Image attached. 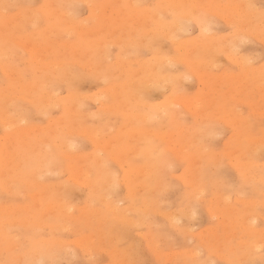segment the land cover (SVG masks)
<instances>
[{
    "label": "rangeland",
    "instance_id": "rangeland-1",
    "mask_svg": "<svg viewBox=\"0 0 264 264\" xmlns=\"http://www.w3.org/2000/svg\"><path fill=\"white\" fill-rule=\"evenodd\" d=\"M0 176V264H264V0H0Z\"/></svg>",
    "mask_w": 264,
    "mask_h": 264
},
{
    "label": "bare ground",
    "instance_id": "bare-ground-1",
    "mask_svg": "<svg viewBox=\"0 0 264 264\" xmlns=\"http://www.w3.org/2000/svg\"><path fill=\"white\" fill-rule=\"evenodd\" d=\"M83 1H84V0H83ZM218 7H219V5H218ZM230 7H231V6H230ZM200 8H201V7H200ZM221 8H222V7H221ZM232 8H233V7H232ZM233 9H234V8H233ZM233 9H232V10H233ZM47 11H48V10H47ZM59 12H60V11H59ZM211 12H212V11H211ZM232 12H233V11H232ZM52 14H53V12H52ZM52 14H51V15H52ZM51 15H50V16H51ZM64 15H65V14H64ZM142 15H143V14H142ZM216 15H217V14H216ZM47 16H48V15H47ZM217 16H218V15H217ZM48 17H49V16H48ZM51 17H52V16H51ZM60 17H62V15H61ZM184 17H185V16H184ZM221 17H222V16H221ZM57 18H58V17H57ZM58 23H59V22L57 21V25H56V27H57V26L59 27ZM55 24H56V23H55ZM59 24L61 25L62 23H59ZM77 24H78V23H77ZM176 24H177V23H176ZM74 26H75V25H74ZM76 26H77V25H76ZM60 27H61V26H60ZM60 27H59V28H60ZM197 27H198V26H197ZM63 29H64V28H63ZM80 29H81V28H80ZM76 30H77V29H76ZM96 31H97V30H96ZM89 43H90V42H89ZM95 43H97V42H95ZM1 45H2V44H1ZM71 45H72V44H71ZM93 45H94V44H93ZM65 46H66V45H65ZM67 46H68V45H67ZM65 54H66V53H65ZM75 55H76V54H75ZM44 56H45V55H44ZM224 58H225V57H224ZM37 59H38V58H37ZM37 59H36V60H37ZM227 60H228V58H227ZM67 62H68V61H67ZM230 62H231V61H230ZM45 64H46V63H45ZM235 64H236V63H235ZM47 66H48V65H47ZM88 70H89V69H88ZM93 72H94V71H92V73H93ZM54 73H55V72H54ZM200 74H201V73H200ZM195 75H196V73H195ZM216 78H217V77H216ZM196 79H197V78H196ZM24 85H25V84H24ZM110 89H111V88H110ZM110 91H111V90H110ZM110 93H111V92H110ZM61 97H62V96H61ZM70 97H71V96H70ZM22 99H23V98H22ZM57 101H58V100H57ZM61 102H62V101H61ZM61 102H60V103H61ZM171 102H172V101H171ZM46 104H47V103H46ZM79 106H80V105H79ZM183 106H184V103H183ZM116 108H117V107H116ZM187 109H189V108H187ZM1 122H2V121H1ZM21 122H22V121H21ZM21 122H20V123H21ZM24 136H26V135H24ZM17 137H18V139H19V137H22V136L19 135V136H17ZM17 137H15V139H16ZM13 138H14V136H13ZM13 138H12V141L14 140ZM25 138H27V137H25ZM10 139H11V138H10ZM23 139H24V138H23ZM27 139H28V138H27ZM119 139H120V138H119ZM119 139H118V140H119ZM118 140H117V141H118ZM7 141H10V140L8 139ZM17 141H18V140H17ZM17 141H16V142H17ZM24 141H26V140H24ZM121 141H122V140L120 139V140L118 141V143H120ZM13 142H14V141H13ZM26 142H28V140H27ZM111 142H112V141H111ZM18 143H19V141H18ZM18 143H16V144H18ZM20 143H21V142H20ZM121 143H123V142H121ZM18 145H19V144H18ZM20 145H21V144H20ZM20 145H19V146H20ZM65 145H66V144H65ZM68 145H69V144H68ZM17 147H18V146H17ZM21 147H22V146H21ZM5 149H6V148H5ZM8 149H9V148H8ZM114 149H115V148H114ZM114 149H112V150H114ZM3 150H4V148H3ZM112 150L110 151V154L112 153ZM7 151H8V150H6V151H4V152H7ZM16 151H18V150L16 149ZM26 151H27V150H26ZM9 152H10V150H9ZM22 152H23V151H21V153H22ZM14 153H15V151L13 152V154H12V153H8V154L11 155V156H10V157L7 156V157H9V159L12 160L11 157H12V156H15ZM5 154H6V153H5ZM27 154H28V152H26V155H27ZM17 155H18V154H17ZM20 155H21V154H19V156H20ZM23 156H24V155H23ZM28 156H29V154H28L27 156H25V157H28ZM66 156H67V155H66ZM7 157L5 156V158H7ZM21 157H22V156H21ZM64 157H65V156H64ZM5 158H3L2 163L5 162V160H4ZM13 158H14L13 160H16L15 157H13ZM68 158H69V157H68ZM7 159H8V158H7ZM41 159L44 161V163H43V161L41 160V161H42V164H44L43 166L46 167V168H48V170H51L50 168H52V165H53V163H52V158L44 156V157L41 158ZM41 161H40V162H41ZM8 162H9V161H6V164H5V167H6V168H5V170H6V169L8 170V169L11 167V165H13V162H9V163H12V164H10V166H9V165H8V164H9ZM14 163H15V161H14ZM226 163H227V162H226ZM38 164H39V163H38ZM38 164H37V166H38ZM39 165H41V164H39ZM43 166H41V168H42ZM233 166H234V165H233ZM7 167H8V168H7ZM12 167L14 168V167H15V164H14ZM16 168H17V167H16ZM10 169H11V168H10ZM39 169H40V168H39ZM235 169H236V168H235ZM14 171H15V170H14ZM97 171L100 172V170H98V169H97ZM102 171H103V170H102ZM146 171H147V170H146ZM5 172H6V171H5ZM5 172H4V173H5ZM38 172H39V170H38ZM41 172H42V171H41ZM98 172H97V173H98ZM103 173H104V171H103ZM150 173H151V172H150ZM147 174H148V173H147ZM100 175H101V172H100ZM104 175H105V174H104ZM1 176H2V174H1ZM1 176H0V177H1ZM98 176H99V173H98ZM99 178H100V176H99ZM111 178H112V177H111ZM1 180H2V179H1ZM1 180H0V181H1ZM6 180H7V179H6ZM96 180H97V179H96ZM96 180H94V181H95V185H96L97 182H98V180H97V182H96ZM101 180H103V179H101ZM101 180H100V181H101ZM2 181L4 182V179H3ZM12 181H13V180H12ZM16 181H17V180H16ZM100 181H99V182H100ZM101 182H102V181H101ZM31 183H32V182H31ZM6 185H7V184H6ZM95 185H94V187H95ZM97 185H98V186H96V187H99V184H97ZM8 186H9V185H8ZM94 187H93V188H94ZM96 187H95L94 189H96ZM3 188H4V187H3ZM149 189H150V188H149ZM5 190H6V189H5ZM61 192H62V191H61ZM40 194H41V193H40ZM32 195H33V194H31V196H32ZM37 200H38V199H37ZM106 202H107V201H106ZM104 203H105V202H104ZM107 203H108V202H107ZM65 207L67 208V205H66ZM111 207H112V206H111ZM107 208H108V207H107ZM12 209H13V208H12ZM53 210H54V209H53ZM84 210H85V209H84ZM105 210H106V209H105ZM157 214H158V213H157ZM165 214H166V213H165ZM165 214H164V215H165ZM209 214H210V212H209ZM162 215H163V213H162ZM164 215H163V216H164ZM171 217H172V216H171ZM164 218H165V217H164ZM118 219H119V218H118ZM8 221H9V220H8ZM167 222H168V221H167ZM10 223H11V222H10ZM14 223H15V222H14ZM178 224H179V223H178ZM30 225H31V224H30ZM3 236H4V235H3ZM3 238H5V236H4ZM10 238H12V237H9V239H10ZM4 241H5V240H4ZM49 243H50V242H49ZM55 243H56V242H55ZM5 244H6V243H5ZM50 244H51V243H50ZM17 245H18V244H17ZM33 251H34V250H33ZM33 251H32V252H33ZM251 259H252V258H251Z\"/></svg>",
    "mask_w": 264,
    "mask_h": 264
}]
</instances>
